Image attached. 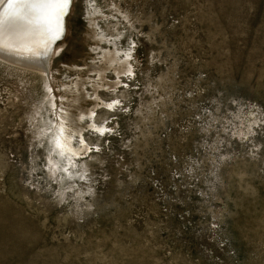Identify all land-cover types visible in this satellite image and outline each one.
Wrapping results in <instances>:
<instances>
[{"label":"rangeland","instance_id":"obj_1","mask_svg":"<svg viewBox=\"0 0 264 264\" xmlns=\"http://www.w3.org/2000/svg\"><path fill=\"white\" fill-rule=\"evenodd\" d=\"M71 8L0 57V264H264V0Z\"/></svg>","mask_w":264,"mask_h":264},{"label":"bare ground","instance_id":"obj_2","mask_svg":"<svg viewBox=\"0 0 264 264\" xmlns=\"http://www.w3.org/2000/svg\"><path fill=\"white\" fill-rule=\"evenodd\" d=\"M73 0H69L60 19V30L57 34L54 20L38 19L36 16L25 19H5L2 25L3 36L0 37V57L17 67L29 68L44 73L50 65L56 45L65 34L66 19L72 9ZM71 5V7H70ZM7 7V0L0 2V12ZM31 21V22H29ZM57 52V51H56Z\"/></svg>","mask_w":264,"mask_h":264},{"label":"snow or ice","instance_id":"obj_3","mask_svg":"<svg viewBox=\"0 0 264 264\" xmlns=\"http://www.w3.org/2000/svg\"><path fill=\"white\" fill-rule=\"evenodd\" d=\"M2 2V0H0ZM69 0H7V7L0 12V29L5 19H25L36 16L38 19L51 18L55 22L56 32L60 30V19ZM31 22V21H29ZM3 36L0 30V37ZM2 46V41H0Z\"/></svg>","mask_w":264,"mask_h":264},{"label":"water","instance_id":"obj_4","mask_svg":"<svg viewBox=\"0 0 264 264\" xmlns=\"http://www.w3.org/2000/svg\"><path fill=\"white\" fill-rule=\"evenodd\" d=\"M71 5H72V3H71ZM71 5H70V7H71ZM69 13H70V11L68 12L67 16L69 15Z\"/></svg>","mask_w":264,"mask_h":264}]
</instances>
